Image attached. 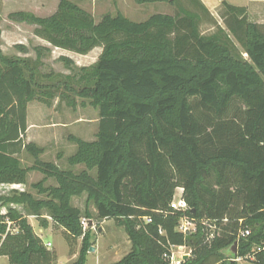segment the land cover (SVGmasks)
<instances>
[{"label":"trees","instance_id":"1","mask_svg":"<svg viewBox=\"0 0 264 264\" xmlns=\"http://www.w3.org/2000/svg\"><path fill=\"white\" fill-rule=\"evenodd\" d=\"M134 1L173 3L176 12L140 22L105 13L96 21L77 3L59 0L48 16L8 14L54 48L101 52L89 66L61 55L69 70L62 74L40 71L49 46L33 47L35 59L0 49V184H25L28 172L38 170L44 177L32 187L45 195H0V206L7 207L0 212V255L9 264L57 260L27 218L8 207L15 203L40 220L45 210L63 228L70 254L81 238L71 264H85L94 243L91 226L82 229L80 210L70 200L86 192L96 218L114 220L131 243L113 264H170L171 245L191 250L181 264H237L221 253L234 241L238 256L254 248V264H264V30L247 19L245 5L226 0L224 27L201 0ZM205 20L214 26L211 33L200 31ZM56 94L70 106L79 98L80 105L98 110L95 139L73 138L77 147L68 163L84 165L78 173L40 161L43 148L25 141L28 103H49ZM22 151L35 158L33 165L21 164ZM51 177L56 185L44 186ZM178 187L185 212L170 207ZM183 214L196 220V230L187 235L176 229ZM209 225L215 226L210 238ZM243 229L249 235L238 238Z\"/></svg>","mask_w":264,"mask_h":264},{"label":"rangeland","instance_id":"2","mask_svg":"<svg viewBox=\"0 0 264 264\" xmlns=\"http://www.w3.org/2000/svg\"><path fill=\"white\" fill-rule=\"evenodd\" d=\"M77 3L81 8L91 13L96 21L105 14L115 15L121 12L130 20L140 22L146 20L150 15L155 13L174 14L176 5L168 2H153L137 4L134 0H71ZM184 4H188L187 0H180ZM207 7L210 14L216 21L224 27L222 14L224 8L221 5V0H201ZM228 3L247 7V19L261 25L264 30V0H226ZM59 0H0V31H7L3 36L0 34V49L5 55L29 57L35 59L33 47L37 45H46L51 48V52L42 58V66L40 71L47 73L53 71L55 73L68 74L63 62L59 59L61 55L70 57L77 66H89L97 60L101 52V48L96 47L86 55H81L72 51L54 48L46 41L33 33V27L26 23H22V27L17 28L15 25L20 22L12 21L8 18V14L17 11L20 7H24L27 11L33 12L39 16H48L55 12ZM27 7V8H26ZM214 30V26L207 20L200 25V31L208 34ZM20 40V42H18ZM21 44L26 47L27 52H20L16 45ZM32 100L27 106V125L28 128L25 134L26 142H34L37 146L43 148V152L38 159L42 162H51L59 169L72 170L75 173L84 169V165H70L68 157L76 151V143L73 138H78L85 141L95 139L98 129V110L97 108L85 104L80 105V99L76 98V106H70L66 100L58 94L52 100ZM18 157L23 166H31L35 162V158L28 152L22 151ZM91 173L95 175V170ZM44 177V174L38 170L28 172L25 186L20 187L16 191L29 192L35 198H44L45 195L37 193V190L32 187V184L38 182ZM56 185L54 178H47L44 186ZM21 189V190H20ZM12 189L5 185H0V195L6 196L12 194ZM175 193H179L175 190ZM71 205L78 208L82 218H86L85 212L88 211L92 216V221L97 225L96 229L91 228L90 240L94 241L93 251H87L85 264H113L127 254L128 249L124 241L125 231L122 227H118L114 220L96 218V207L92 201L87 202V193L83 192L79 195L71 197ZM16 210L23 215L29 212L23 204L15 205ZM41 217L36 221L31 219L36 230L38 227H43L44 232L40 233L43 241L51 242L49 249L57 251V259L55 264H71L72 258L70 253H67L69 246L59 226L56 225L51 217L47 215L45 210L41 211ZM102 228V232L98 228ZM96 240V241H95ZM81 245V238L75 244H72L74 252H78ZM117 245V246H115ZM115 246V247H114ZM188 249V248H187ZM78 254V253H77ZM237 264H252L248 261H237Z\"/></svg>","mask_w":264,"mask_h":264},{"label":"built area","instance_id":"3","mask_svg":"<svg viewBox=\"0 0 264 264\" xmlns=\"http://www.w3.org/2000/svg\"><path fill=\"white\" fill-rule=\"evenodd\" d=\"M178 194L175 193L174 197L172 199V201L170 202V207L172 210L177 211V212H185L188 209V205L187 202L185 201V199L182 196L183 193V188L178 187ZM145 221H150L149 217L145 218ZM80 224L82 226V229H86L87 227H89V219L86 218H81L80 219ZM91 228L96 229V225H91ZM177 231L182 233L183 235H187L189 233H192L196 230V220L193 218L188 217L187 215H182L179 219L178 225H177ZM209 229L211 231V233L209 234V238L214 236V231H215V226L209 225ZM160 233H163L162 230H159ZM247 235H249V229H243L241 231H239L238 234V238L239 237H246ZM44 245L49 248L51 246V242L47 241L44 242ZM181 247H186L184 245H180V246H176V245H171L170 246V253L168 256H166L169 259V263L170 264H181L182 261L184 260L182 258V253H176L175 249H180ZM260 248L257 247L255 249V251H259ZM191 250L188 248V252H186L185 254H190ZM240 260H247V261H254V248L252 249V251L244 256H236V258L234 259V261H240Z\"/></svg>","mask_w":264,"mask_h":264},{"label":"crops","instance_id":"4","mask_svg":"<svg viewBox=\"0 0 264 264\" xmlns=\"http://www.w3.org/2000/svg\"><path fill=\"white\" fill-rule=\"evenodd\" d=\"M27 8V7H26ZM28 9L29 10H31L29 7H28ZM28 9H27V11H28ZM18 10H25V8L24 7H20ZM22 23H17L15 26L17 27V28H20V27H22V25H21ZM2 36H3V40H4V35H6L7 34V31H1V33H0ZM36 38H38V37H36ZM38 39H40V38H38ZM18 42H20V40L18 41ZM28 175V174H27ZM27 178V177H26ZM27 180V179H26ZM0 185H5V186H8L9 188H11L12 189V191L13 190H17V189H19L20 187H23V186H25V184H0ZM21 190V189H20ZM22 191V190H21ZM15 205H17V204H15V203H11V204H9V206L8 207H11V208H14V209H16V207H15ZM0 212L1 213H6L7 212V207L6 206H0ZM24 216L27 218V221H28V223L32 226V228H33V230H34V232L38 235V236H40L41 237V235H40V233H43L44 232V229H43V227H38V230H36L35 229V227H34V224L32 223V221H31V219H35L36 221H38L37 219H38V217L36 216V215H25L24 214ZM42 218H49V217H44V215H43V217ZM99 229V228H98ZM59 230H60V232H63V228L62 227H59ZM103 230H101V233H103L102 232ZM42 238V237H41ZM125 238L127 239V241H124L125 242V244H126V246H127V249H128V252L130 251V249H131V243H130V241L128 240V237H127V235H126V233H125ZM96 241V240H95ZM45 242V241H44ZM115 246H117V245H115ZM114 246V247H115ZM188 247L186 246V247H181L180 249L178 248V249H175V252L176 253H182V258L185 256V255H187V257H189V255L188 254H185L186 252H188V249H187ZM95 249V248H94ZM127 252V253H128ZM55 253H56V256H58V254H57V251H56V249H55ZM67 253H69V250H68V248H67ZM78 253V252H77ZM77 253L76 252H72V254H70V257L72 258V260L74 261L76 258H77ZM186 257V258H187ZM57 261H58V259H57ZM72 261V262H73ZM243 261H247V260H243ZM248 262H251L252 264H254V261H248ZM236 263H238V262H236ZM0 264H9V262H8V258H7V256H4V255H0ZM216 264H218V263H216Z\"/></svg>","mask_w":264,"mask_h":264},{"label":"water","instance_id":"5","mask_svg":"<svg viewBox=\"0 0 264 264\" xmlns=\"http://www.w3.org/2000/svg\"><path fill=\"white\" fill-rule=\"evenodd\" d=\"M89 226L92 225V221L89 220ZM102 228L99 227L98 231L101 232ZM94 247L91 245L88 249V251H93ZM221 253L225 256V258L229 261H234V259L237 256V241H234L230 246L223 249ZM187 255L183 257V259H186Z\"/></svg>","mask_w":264,"mask_h":264}]
</instances>
